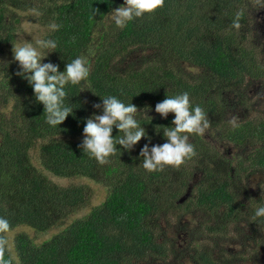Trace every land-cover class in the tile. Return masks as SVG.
Masks as SVG:
<instances>
[{"label": "trees", "instance_id": "obj_1", "mask_svg": "<svg viewBox=\"0 0 264 264\" xmlns=\"http://www.w3.org/2000/svg\"><path fill=\"white\" fill-rule=\"evenodd\" d=\"M257 2L163 0L152 13L117 28L109 12L123 0H0V264H144L142 258L149 264L174 259L177 264H227L231 234L223 230V240L218 232L206 234L207 244L200 247L177 225L184 209L211 213L205 228L213 219L218 224L236 219L238 236L252 235V264H258L264 218L255 217L254 210L264 199L246 202H253L246 232V216L237 220L247 213L241 207L245 200L237 199L222 178L229 171L220 166L229 159L220 148H210L211 138L233 143L248 138L258 148L250 162L235 159L236 172L264 171V117L255 115L258 121L247 119L230 129L222 114L227 95L243 77L263 73L257 60L264 52L248 46ZM52 22L61 25L50 34L59 47L45 62L58 64L61 71L77 55L90 62L86 89L68 86L73 114L55 128L45 122L43 105L16 74L18 62L12 58V43L46 34ZM185 91L191 105L204 110L209 127L203 135L190 134L194 154L179 167L146 171L139 156L148 142L143 137L131 151L117 149L103 165L78 147L84 119L100 112L93 108L100 95L121 93L138 109L151 106L146 114L152 120L145 117L142 126L152 144L165 142L156 128L170 126L174 114L161 118L155 104L166 94ZM112 134L121 133L114 128ZM203 175L206 182L197 183ZM71 179L86 182H59ZM91 184L106 188L98 203H92ZM172 215L179 217L171 226ZM245 258L238 256L236 263Z\"/></svg>", "mask_w": 264, "mask_h": 264}, {"label": "clouds", "instance_id": "obj_2", "mask_svg": "<svg viewBox=\"0 0 264 264\" xmlns=\"http://www.w3.org/2000/svg\"><path fill=\"white\" fill-rule=\"evenodd\" d=\"M162 4L163 0H123L120 6L111 9L109 19L115 27L124 28L129 22L152 13ZM239 26L238 22H234V27ZM60 27L59 23L52 22L47 25L46 34L12 43V58L18 62L19 69L16 74L27 80L35 100L43 105L45 122L54 128L73 114L75 107L68 100V86L79 85L82 91L86 89L84 84L90 75V62L85 55L71 59L62 71L58 64L45 62L44 58L59 47L50 34ZM121 95H100L101 102L93 104V108L100 109V112H93L84 119L82 140L78 145L84 154L103 165L109 162V157L117 149L131 151L143 137L148 142L141 147L139 156L143 158L142 167L148 172L162 170L165 165L179 167L194 154L193 145L189 142L190 134L203 135L209 124L204 110L199 105H191L188 92L166 94L162 101L155 104L154 111L161 118L167 119L169 113L174 114L170 126L156 128L157 133L162 129V136L166 138L165 142L159 144L151 143V137L142 126L145 123H141L145 117L152 120L146 114V109L151 106L138 109L131 103V98L125 102ZM114 128L121 133L119 136H113ZM254 215L264 218V205L255 208Z\"/></svg>", "mask_w": 264, "mask_h": 264}, {"label": "flooded vegetation", "instance_id": "obj_3", "mask_svg": "<svg viewBox=\"0 0 264 264\" xmlns=\"http://www.w3.org/2000/svg\"><path fill=\"white\" fill-rule=\"evenodd\" d=\"M252 9V11H254L252 12L253 30L249 33L251 42L248 43V46H255L256 50L258 48V51L264 52V0H259V2H257ZM259 60H257V63L263 73L256 78L245 75L242 83L235 86L237 87V90L227 95V102H225L224 107H222V114H224L223 118L228 123L230 129L242 127L247 119L258 121L255 117H253L258 113H261L260 115H264V57ZM210 140L213 143L210 148L213 150L220 148L223 156L229 159L228 162L224 161V165L220 166L221 170L229 171L228 175L223 173L222 178L226 181V185L237 199L240 200L241 198V200H245V206L241 207L247 208V213L246 215L241 213L237 220L242 221L246 216L247 221L245 220V231L250 232L252 225L251 219L249 218L252 214L250 213L249 207L253 205V202L248 205H246V202L257 200L259 198L264 199V171L255 170L252 172V170H250L248 171L247 176L240 175L236 172L239 162L236 163L235 159L246 157L245 159L250 162L251 155L258 148V145L252 143L248 138H245L240 143H236L238 139L235 143L227 139H217L216 137L211 138ZM215 177L216 176L211 179L207 178L212 181ZM201 182H206L204 175L199 177L197 180V183ZM183 211L181 212V221L177 223V225H179L181 232L185 230L186 232L192 234L191 237L193 241L196 240L199 242L205 240L206 234L215 233L216 236L217 232L220 240H223L227 237L222 234V231L226 230L228 232L227 234H231L230 240L232 242L227 264H237V257L242 255L246 257L242 264H252V262H254L252 254L255 248L251 241L252 235L250 236L247 234L248 236L244 238L238 236L237 232L241 231L238 229V224L236 222L234 224L236 219L234 221L227 222L226 224H221L220 222L218 224V220L213 219V221L208 224L209 228H205L206 222L208 223V221L212 219L211 213H202L200 216L203 215V217L201 218L200 216L195 215V213L191 210L187 211L186 209L184 212ZM188 214L192 215V223H194V226L191 225V221H187ZM174 217L176 222V217H179V215ZM151 230L153 231V222ZM196 231H199L200 234L195 235ZM259 242L260 246L256 257L261 254L264 262V237L263 239L260 238ZM150 264H153L152 261Z\"/></svg>", "mask_w": 264, "mask_h": 264}, {"label": "rangeland", "instance_id": "obj_4", "mask_svg": "<svg viewBox=\"0 0 264 264\" xmlns=\"http://www.w3.org/2000/svg\"><path fill=\"white\" fill-rule=\"evenodd\" d=\"M255 1H257V0H255ZM254 4V3H253ZM19 37L21 38V37H23L22 35H19ZM249 38V36L247 35V37L245 38V39H243V43H245V42H247V39ZM259 114H261V113H258V114H256V116L257 115H259ZM259 116H261V117H264L263 115H259ZM56 182L58 181V179L57 178H55L54 179ZM59 182L60 183H62V184H67V183H69V182H73V183H85L86 181L85 180H83V179H71V180H59ZM92 185V190H93V195H92V203H98V202H100L103 198H104V196L106 195V188L105 187H103V186H101V185H98V184H91ZM194 213H195V215H197V216H200L201 214H202V212L201 211H193ZM173 216V215H172ZM201 218L203 217V215L202 216H200ZM192 219H193V217H192V215L191 214H188L187 215V221H191V225L192 226H194V224H192ZM175 223V217L173 216V218H172V220L170 221V224L172 225V224H174ZM194 231V230H193ZM30 234L32 235L33 234V232H30ZM49 234H50V232L49 233H47V234H44V235H38V240H41V239H45V238H47L48 236H49ZM200 234V232L199 231H196L195 232V235H199ZM263 237H264V232H263ZM263 237H262V239H263ZM203 241H205V240H202V241H199L198 243H201V244H199L200 245V247H202L203 245H205V244H207V243H203ZM193 245V244H192ZM196 246V245H195ZM192 248V247H191ZM261 254H259L258 256H257V260H258V258L260 259V261H257V263L258 264H262L263 263V261H262V257L260 256ZM139 261H141V262H143V261H145L144 262V264H149V258H142V260H139ZM150 261H152V263H153V260H150ZM159 264H177V261H176V259H174L173 261H169V262H162V261H160L159 262Z\"/></svg>", "mask_w": 264, "mask_h": 264}, {"label": "water", "instance_id": "obj_5", "mask_svg": "<svg viewBox=\"0 0 264 264\" xmlns=\"http://www.w3.org/2000/svg\"><path fill=\"white\" fill-rule=\"evenodd\" d=\"M181 199H183V198H181ZM181 199H180V201H181Z\"/></svg>", "mask_w": 264, "mask_h": 264}]
</instances>
